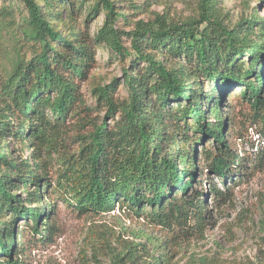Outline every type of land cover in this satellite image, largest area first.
I'll return each mask as SVG.
<instances>
[{
    "label": "trees",
    "instance_id": "16d2710c",
    "mask_svg": "<svg viewBox=\"0 0 264 264\" xmlns=\"http://www.w3.org/2000/svg\"><path fill=\"white\" fill-rule=\"evenodd\" d=\"M19 1L31 30L0 72V264L56 242L59 200L78 217L118 209L163 232L135 231L145 241L110 264H173L172 243L204 232L207 197L232 200L219 183L264 169V147L245 145L254 127L264 141V19L233 24L217 0L185 19H135L122 4L139 10L136 0H96L105 19L92 35L75 0ZM12 24L0 7V46ZM99 44L119 56L122 79L92 75Z\"/></svg>",
    "mask_w": 264,
    "mask_h": 264
},
{
    "label": "rangeland",
    "instance_id": "374dc122",
    "mask_svg": "<svg viewBox=\"0 0 264 264\" xmlns=\"http://www.w3.org/2000/svg\"><path fill=\"white\" fill-rule=\"evenodd\" d=\"M136 1L141 5L139 10L128 9L127 2L122 7L131 13L130 17L148 20L154 18L156 13H166L174 19L197 16L200 0ZM75 2V22L83 27L87 20L92 35L97 33L105 19L104 10L96 11V0ZM217 6L228 14L233 24L253 13L264 19V2L260 0H217ZM0 7L10 10L11 21L15 23L1 40L2 72L1 67L10 69L16 48L23 45L26 41L25 32L31 29L26 21L28 12L21 1L0 0ZM66 13L67 10H64V18ZM55 23L63 27L61 20H55ZM116 27L121 31L128 29L121 22H117ZM96 49L97 62L92 75L103 84L110 83L115 78L122 79L119 56L104 44L97 45ZM83 91L91 102L88 84L83 85ZM226 101L228 103V97ZM255 131V127L251 129L252 142L245 144L246 149L252 153L264 147L263 138ZM8 139L12 140V145L19 147L13 137L9 136ZM30 153L31 149L25 152L20 149L17 152L18 155L25 156ZM212 177L214 181H219L216 175ZM219 185L223 190L229 189L232 200L217 208L211 196L207 197L210 212L204 232L184 242L172 243L173 264H264V169L249 178H243L236 185ZM18 193L24 198L27 196L21 190ZM57 211L62 228L61 236L54 244L28 250L17 264H110L113 253L120 251L126 242L145 241L135 238V231H152L154 235L163 237V232L158 228L152 229L153 224L118 209L100 215L78 217L59 200Z\"/></svg>",
    "mask_w": 264,
    "mask_h": 264
}]
</instances>
